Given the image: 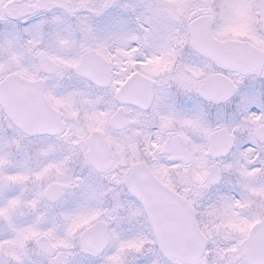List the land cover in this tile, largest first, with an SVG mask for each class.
Segmentation results:
<instances>
[{"label":"snow or ice","instance_id":"1","mask_svg":"<svg viewBox=\"0 0 264 264\" xmlns=\"http://www.w3.org/2000/svg\"><path fill=\"white\" fill-rule=\"evenodd\" d=\"M0 264H264V0H0Z\"/></svg>","mask_w":264,"mask_h":264}]
</instances>
